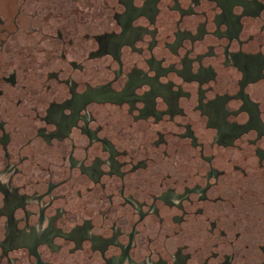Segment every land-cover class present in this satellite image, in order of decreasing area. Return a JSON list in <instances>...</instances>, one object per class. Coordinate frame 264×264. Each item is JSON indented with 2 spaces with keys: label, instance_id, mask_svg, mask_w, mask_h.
<instances>
[{
  "label": "flooded vegetation",
  "instance_id": "obj_1",
  "mask_svg": "<svg viewBox=\"0 0 264 264\" xmlns=\"http://www.w3.org/2000/svg\"><path fill=\"white\" fill-rule=\"evenodd\" d=\"M9 8L0 264H264V0Z\"/></svg>",
  "mask_w": 264,
  "mask_h": 264
},
{
  "label": "water",
  "instance_id": "obj_2",
  "mask_svg": "<svg viewBox=\"0 0 264 264\" xmlns=\"http://www.w3.org/2000/svg\"><path fill=\"white\" fill-rule=\"evenodd\" d=\"M18 1L19 0H0V17H6V11H4L6 7L10 6V12L13 11Z\"/></svg>",
  "mask_w": 264,
  "mask_h": 264
}]
</instances>
